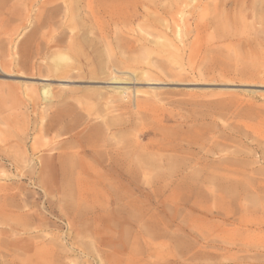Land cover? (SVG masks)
<instances>
[{"label": "rangeland", "instance_id": "rangeland-1", "mask_svg": "<svg viewBox=\"0 0 264 264\" xmlns=\"http://www.w3.org/2000/svg\"><path fill=\"white\" fill-rule=\"evenodd\" d=\"M68 1L0 9V264H264V0Z\"/></svg>", "mask_w": 264, "mask_h": 264}, {"label": "bare ground", "instance_id": "bare-ground-1", "mask_svg": "<svg viewBox=\"0 0 264 264\" xmlns=\"http://www.w3.org/2000/svg\"><path fill=\"white\" fill-rule=\"evenodd\" d=\"M7 1H9V0H0V9L3 7V5L7 2ZM59 0H25V2H26V4H25V6H27V8H29V11H33L34 9L36 10V12H37V14H36V16H35V20H36V29H37V31L38 32H42V31H44L45 29H47V28H49V27H53V26H55V24H56V20L58 19L57 17L59 16V15H61L62 16V14H63V16H69L70 15V7H71V5H69L70 4V1H68V0H60L63 4V6H61L60 5V3L58 2ZM67 1H68V4L66 5V3H67ZM81 1L82 0H73V2L72 3H75V5H76V7L77 6H79V4L81 3ZM93 1L94 0H85V2H87V5L86 6H88V9H89V11H90V13L93 15V12H92V3H93ZM99 1V6H98V12H100V14L102 13V11L103 12H106V13H108L107 15H109V16H112V15H114V16H117V17H120L121 15H123V16H126V13H129L128 11H130V12H132L131 11V9H136V11L137 10H140V9H144L143 7H144V5L146 6V4H145V1H146V3H147V1L148 0H143V2H142V0H97V2ZM150 1V0H149ZM148 1V2H149ZM18 2H20V0H14V4L15 5H19V3ZM83 2V1H82ZM96 2V1H95ZM96 2V3H97ZM83 4V3H82ZM147 7V6H146ZM60 8H64V11H67V13H62V12H60L59 10H60ZM77 9V8H76ZM79 10V9H78ZM81 10V9H80ZM110 13H113V14H110ZM104 14V13H103ZM105 15V14H104ZM149 15L151 16V13H149ZM122 16V17H123ZM95 17V16H94ZM117 17H115V18H117ZM96 18V17H95ZM133 19V18H132ZM83 20V19H82ZM110 22V21H109ZM68 24H70V26H71V28H70V32L72 33V32H75V27H74V24H73V22H72V17H70V19H69V21H68ZM29 25V24H28ZM117 25V24H116ZM97 29V28H96ZM101 29V28H100ZM103 30V29H102ZM37 32V33H38ZM36 33V34H37ZM86 33H88V34H90V33H93V32H89V31H87ZM35 34V35H36ZM179 30L176 32V37H178L179 35ZM86 35V34H85ZM97 35H98V40H97V42L98 43H96L97 44V46H98V44L99 45H101V46H104V44L106 43V45H108V43L106 42V38L107 37H105L104 35L105 34H103V31L102 32H99V33H97ZM72 36H75V34L74 35H72ZM164 36H165V34H164ZM51 37V36H50ZM162 37V36H161ZM168 38V37H167ZM70 42H71V44H73V42H74V38H70ZM59 43L60 41H54V38H53V40L52 39H50V48L51 47H55V44L54 43ZM92 42V41H91ZM117 42V41H116ZM165 42V41H164ZM168 42V41H167ZM84 43H86V41L84 42ZM115 43V42H114ZM94 44V43H93ZM110 44V43H109ZM125 44V43H124ZM118 45V44H117ZM119 46V45H118ZM123 46V45H122ZM107 47V46H106ZM106 47L104 46V49H106ZM109 47V46H108ZM68 60H67V58L66 57H64L63 55H61V54H55V56H54V58H53V62H54V66H53V70H56L57 68H59V65H60V63H63V62H67ZM117 72V71H116ZM118 74V73H117ZM110 80H112V82H124L126 79H121V78H118L117 77V75L116 74H114V76H112L111 78H110ZM126 82V81H125ZM39 92V91H38ZM39 94H40V92H39ZM41 95L43 96V100H47V99H49L50 97H51V94H50V92H49V86H44L43 85V87H42V89H41ZM94 154V153H93ZM96 155V154H95ZM94 156V155H93ZM96 157V156H95ZM12 158V157H11ZM11 158H9V159H11ZM62 159V158H61ZM100 159V158H99ZM70 161V160H69ZM22 162V161H21ZM66 162V161H65ZM67 163V162H66ZM68 163H70V166H71V162H68ZM99 163V162H98ZM64 164V163H63ZM72 164H73V162H72ZM49 165V164H48ZM66 165V164H65ZM64 165V166H65ZM69 166V165H68ZM63 167V166H62ZM66 167V166H65ZM16 168V167H15ZM39 168H40V166H39ZM17 169V168H16ZM68 167H67V169L66 168H63V169H61V171L65 174V172H67L68 171ZM87 169V168H86ZM81 170V169H80ZM49 171V170H48ZM78 171V170H77ZM69 172V171H68ZM75 173H76V171H74ZM19 173H21V172H19ZM42 173V172H41ZM73 173V172H72ZM84 173V172H83ZM64 176V175H63ZM65 178L67 179V174H65ZM78 176H79V173H78ZM71 177V176H70ZM69 177V178H70ZM65 180V179H64ZM70 180H71V178H70ZM66 182H67V180H66ZM65 182V183H66ZM69 182V181H68ZM69 183H71V181L69 182ZM64 184V183H63ZM62 184V185H63ZM68 186H69V184H68ZM64 187H65V185H64ZM70 188H71V186H69ZM69 187H66V188H68V190H69ZM64 190H65V188H64ZM63 190V191H64ZM72 191V190H71ZM67 192V191H66ZM74 192V191H73ZM64 193V192H63ZM68 193V192H67ZM71 193V192H70ZM74 194V193H73ZM73 194H71V195H73ZM79 194V193H78ZM65 196H66V198L68 199V197H67V195L65 194ZM69 196H70V194H69ZM71 197V196H70ZM81 198V197H80ZM65 199V198H64ZM69 199H71V198H69ZM63 202H66L65 200L63 201ZM67 203H70V202H67ZM65 204V203H64ZM70 206V205H69ZM68 206V204H66L65 205V207H69ZM72 206H74V205H72ZM76 206H74V208H75ZM70 208H72V207H70ZM70 210H72V209H70ZM74 210V211H73ZM72 211L73 212H75V211H77V210H75V209H73ZM81 211V210H80ZM72 214V213H71ZM74 226V225H73Z\"/></svg>", "mask_w": 264, "mask_h": 264}]
</instances>
